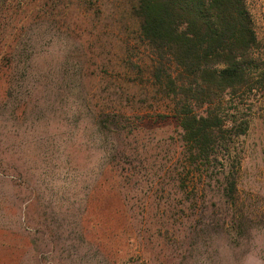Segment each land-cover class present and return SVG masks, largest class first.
<instances>
[{
	"label": "rangeland",
	"instance_id": "obj_1",
	"mask_svg": "<svg viewBox=\"0 0 264 264\" xmlns=\"http://www.w3.org/2000/svg\"><path fill=\"white\" fill-rule=\"evenodd\" d=\"M245 1L259 72L264 0ZM135 2L0 0V264H264V88L227 96L246 133L194 163L146 75L120 79L133 75L122 59L148 61ZM84 19L96 28L75 39ZM121 93L129 118L105 135L99 110Z\"/></svg>",
	"mask_w": 264,
	"mask_h": 264
},
{
	"label": "trees",
	"instance_id": "obj_2",
	"mask_svg": "<svg viewBox=\"0 0 264 264\" xmlns=\"http://www.w3.org/2000/svg\"><path fill=\"white\" fill-rule=\"evenodd\" d=\"M132 15L138 20L141 37L147 44L148 61L122 59L120 62H125L133 75L120 79L143 85L146 75V85L155 90L156 99L167 101V112L180 125L194 163L209 166L218 158L219 151H228L234 136L247 130V125L237 129L238 117L228 118L226 105L231 98L227 96L245 95L246 88H264V70L257 72L253 67V52L258 43L246 1L136 0ZM89 20L76 21L71 31L75 39L90 35L96 28ZM94 56L91 51L90 60L94 61ZM90 66L76 67L80 79L90 76ZM135 72L141 78L132 77L138 76ZM122 99L123 93L116 108L99 110L97 120L105 135L124 129L129 116L122 108ZM222 182L227 201L238 207L235 176L226 175ZM188 183L182 184L183 188L188 189Z\"/></svg>",
	"mask_w": 264,
	"mask_h": 264
}]
</instances>
